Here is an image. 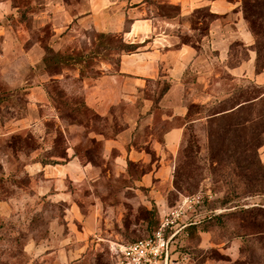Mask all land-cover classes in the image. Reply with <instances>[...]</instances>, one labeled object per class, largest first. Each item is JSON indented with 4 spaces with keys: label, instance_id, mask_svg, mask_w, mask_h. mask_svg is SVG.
Here are the masks:
<instances>
[{
    "label": "rangeland",
    "instance_id": "1",
    "mask_svg": "<svg viewBox=\"0 0 264 264\" xmlns=\"http://www.w3.org/2000/svg\"><path fill=\"white\" fill-rule=\"evenodd\" d=\"M64 1L69 0H60L61 7L51 11V0H0V13L9 14L8 23L14 28L22 23L29 29L28 47L39 43L41 46L33 52L36 59L42 56L39 63L21 61L11 65L7 76L0 68V90L44 83L55 96L56 110L43 123L19 131L26 138V147L37 145L38 151L48 156L59 155L68 146L83 161L92 159L95 167L76 183L66 180L68 187L62 188L71 193L68 202L51 203L47 199L46 208L41 209L36 202L46 190L43 187L50 183L42 174L33 175V155H6L8 135L4 133L16 126L2 128L0 264H117L115 247L152 235L166 215L170 218L167 233L178 230L174 248L188 252L192 264H264V71L260 75L255 72L254 45L240 44V29L234 24L241 16L237 14L240 7L230 18L220 17L216 30L209 34L211 17L204 19L207 14L203 8L205 4L221 7L220 2L226 0H186L187 5H204L189 16L191 23L193 15L196 21L201 16L204 22L192 23L201 30H183L180 37L182 41L199 42L202 63L196 66L202 70L201 78L206 75L211 82L198 81V75L189 71L186 102L202 106H194L185 119L186 135L178 151L166 152L165 172L160 177L148 174L142 181L145 170L152 167L156 172L162 165V135L169 122L161 117L158 95L146 91L139 94L136 103L118 101L121 79L110 83L107 77L98 78L116 69L119 54L127 52L126 42L118 33L73 28ZM40 11L42 17L34 27V13ZM165 11L174 13L177 8L170 6ZM228 47L230 62L226 58ZM237 63L242 67L233 75L229 67ZM196 66L194 70H198ZM85 80L99 82V91H94L92 97L105 104L101 108L107 119L98 118L82 106ZM241 86L247 96L262 97L241 110L234 108L222 118H211L214 109L233 104L229 96L238 95ZM147 97L157 100L153 116L142 113ZM6 98L1 109L4 121L36 112L28 104L27 93H8ZM111 103L115 107L107 110ZM132 118L138 119L141 126L134 132L133 143L145 146L148 152L142 159L126 163L116 158L125 147L123 141L122 146L104 145L95 130L112 133L114 125L124 127ZM239 120L245 122L241 128L235 125ZM222 124L231 129L229 135L224 136ZM240 137L242 148L237 149ZM237 157L241 163L235 161ZM249 160L254 162L253 170L243 167ZM5 168L12 170V178L3 175L8 173ZM145 182H152L154 193L149 192L150 185L145 188ZM57 193L53 196L56 200L65 197L61 191ZM144 216L148 217V231L142 222ZM51 228L56 229L53 237ZM65 235L72 238L69 255L62 248ZM40 244L38 249L50 248L34 251Z\"/></svg>",
    "mask_w": 264,
    "mask_h": 264
},
{
    "label": "crops",
    "instance_id": "2",
    "mask_svg": "<svg viewBox=\"0 0 264 264\" xmlns=\"http://www.w3.org/2000/svg\"><path fill=\"white\" fill-rule=\"evenodd\" d=\"M185 2L186 0H71V2L69 0L67 2L64 1L62 4L66 16L73 22V28L92 29L101 33H118L126 43L137 46L134 51L120 53L116 69L107 73L104 72L103 76L98 78L100 80V78L105 79L107 77L110 83L112 81L116 83L118 79H121L123 84L121 90H119L120 98L118 101L123 99L136 103L139 100V94L146 91L150 94L161 95L158 103V106L161 107V117L162 119H167L169 122V127L165 129L162 135V165L159 166L156 172H154L152 167L145 170L141 177L142 181H144L143 177H146L148 174L152 176L155 173L157 177H160L167 167V154L178 151L180 144L185 138L187 126L185 119L188 113L185 96L189 84L186 82L187 70H193L198 75V81L203 79L211 82L210 77L206 75L201 78L200 74L202 70L199 67L197 68V66L201 67L202 63V53L197 47V45H200L199 42L194 43L192 40L182 41L180 37V32L183 30H195L192 27L193 25L189 16L195 9L204 5L195 4L194 6V2H190L187 5ZM60 4V0H51L50 10L55 11L58 6L61 7ZM205 5L208 7L210 13L217 16L210 22L209 34H213L216 30V22L220 17L226 16L230 18L231 15L236 14L237 8L240 7L237 14L241 16L237 17L234 24L238 30L240 29L241 42L247 46L254 44V36L248 29L239 0L220 2V6L223 8L214 4ZM170 6L177 8V11L174 13L166 12L165 9ZM8 15H5L2 11L0 13V68L5 72V76L8 75V69L13 64L20 63L21 61L35 64L42 61V56H38L39 59H36V54L33 52L34 48L41 45L34 43L33 46L29 45L30 47H28L30 39L29 29L22 23L19 24L17 29L14 28V26L8 23ZM34 17V27H36V24H39L38 19L42 17V11L39 13L35 12ZM54 26V34L56 35L58 26L56 23ZM229 51L228 47L226 53L228 60L230 57V54L228 55ZM253 54L255 63L256 51H253ZM195 66L198 70L193 69ZM241 67L242 65L239 63L231 68L229 67V70L233 75H236L235 73ZM165 83L168 84V87L162 92ZM150 85H153L152 88H150ZM99 86V82H96V80L91 83L85 80L84 99L90 108L102 113L105 104H101L100 101H96L92 97L96 93L94 91H99ZM208 86L209 84L205 87ZM20 87H24L27 93L28 104L33 105L36 112H26L13 116L9 121H4L3 123L0 121V136L3 135L2 128H9L10 125H14L16 128L4 133L8 136L12 133H19L22 129L39 125L50 118L52 111L56 110L44 83L38 82L30 87L21 84ZM156 104L157 102L154 99L145 98L142 107L144 112L142 113H149V116H153V107ZM112 107H115L113 103L109 105L107 110L112 109ZM139 127H141L140 121L132 118L126 122L125 126L115 136L107 137L100 134L102 136L100 140L103 141L104 145L108 143L113 145V147L117 145L122 146L121 143L123 141L125 147L123 146L121 153L117 154L116 158L124 159L126 163L140 160L148 150L145 146L137 147L133 143L135 139L134 132L139 130ZM157 142H160V140H157ZM68 148L67 146L65 151L70 159L65 164L44 165L39 161H35V158L43 153L38 151V148L32 153L26 154L34 156L33 163L35 164V170L33 175L42 174L47 179V183H50L43 187L46 190L39 194L40 198L36 202V206H41V209L46 208L45 203L47 199L51 203L55 201L68 202L69 194L71 193L64 192V188H62L65 185L68 187L66 180L76 183L86 178L87 174L95 167L91 161H83L80 156L72 154ZM6 155L10 157L9 153H6ZM5 170L9 172L11 169L5 168ZM59 185L61 188H59ZM143 185L145 188H148L152 185V182L150 184H146L145 182ZM132 187H136V185ZM151 188L149 192L154 193L155 186H151ZM58 191H61V194L65 195V197L59 198L61 200L53 198V196L58 195ZM145 206L146 208L148 207L147 204ZM142 222H147L144 217ZM50 231V237L55 236L54 232L56 229L51 228ZM63 238L62 248L65 249V254L69 255V251L72 249L70 245L72 244V238L69 235H65ZM38 246L41 247L42 245H35L34 251L46 252L50 248L47 246L44 250H41L38 249Z\"/></svg>",
    "mask_w": 264,
    "mask_h": 264
},
{
    "label": "trees",
    "instance_id": "3",
    "mask_svg": "<svg viewBox=\"0 0 264 264\" xmlns=\"http://www.w3.org/2000/svg\"><path fill=\"white\" fill-rule=\"evenodd\" d=\"M204 8H203V10H206V14H207V17H204V19L207 18V20H208L211 17L209 19V23H208V25H210V22L217 16L210 13L207 6ZM241 8L243 10L244 19L248 25V29L251 31V33L254 36V44H253L254 48L253 49L256 51V60H255L256 73L261 74L264 71V0H242ZM201 9H202V7L195 9L193 11V14L195 15V13L196 12L198 13L199 10H201ZM194 15H193V22H192L193 24L200 25L204 22L203 18L201 16H200V18H197V21H196L194 19ZM8 17H9V15H8ZM0 23H1V21H0ZM197 29L201 30V28H197ZM197 29L195 28V30H197ZM194 43H196V42H194ZM233 43H235V41ZM233 43H232V45H233ZM240 44L244 45V43L241 41H240ZM126 47H127V52L134 51L137 48V46L135 44H128V43H126ZM197 47L200 51V47L198 45H197ZM229 62H230V57H229ZM236 65H238V63ZM188 74H189V71L187 70V75ZM45 87L49 93V96L51 97L52 103L54 104V102H56L55 96H53L52 92H50V89H48V87L46 85H45ZM167 87H168V84L165 83L164 87L162 89V92H164L165 89H167ZM17 91L20 93H26L24 90V87H20V88H16V89H12L10 87H5V90H0V121L2 123L4 122V120H3L4 118L2 117L1 109H2L5 101H7L6 96L8 95V93H15ZM237 94L238 95L232 94L229 96V97H231L229 100L233 101V104L229 108H222L221 107V108L214 109V111L212 113H210L211 118H213V117L218 118L219 116H220V118H222L223 115L228 114V113H232L236 109L241 110L246 105H250L254 102H257L260 99V97H262V94H264V93H262L258 96H254V97L249 96V95L247 96L246 89L243 86H241L239 89V92ZM160 97H161V95L158 96V99ZM185 98H186V96H185ZM155 102H157V100H155ZM198 105L202 106V104H197L195 102L187 103V107H188L187 117H189L192 108L194 106H198ZM82 106L87 108V109H90L98 118H104V119L108 118L107 116H103L102 113L96 112L94 109L90 108L86 104L84 97L82 99ZM234 108H236V109H234ZM244 124H245L244 121L239 120V121H237V124H235V125L237 126V128H241ZM221 127L224 131V136L226 134L229 135V132L231 129L226 128L225 125H223V124ZM121 128L122 127L114 125L112 133H108L104 130H95V132L98 134H103V135L109 137V136H115L121 130ZM186 128H187V126H186ZM241 141H242V138L238 142L237 149L242 148V146L240 144ZM258 143H261V142L258 141ZM5 146H6V148H8L7 153L11 154L14 157H18V158L22 153L29 154L38 148L37 145L34 146L33 148L26 147V138L24 136H22L20 133H12L11 135H9L5 140ZM221 155H222V153H221ZM256 155H257V150H256ZM61 159H63V160H61ZM69 159L70 158L68 157L66 151L64 150V152H62L59 155L58 154L57 155L56 154H50L47 156V155L41 153L35 158V161H39L44 165H48V164L57 165V164H65L68 162ZM89 161L92 162V159H89ZM233 161H234V156H232V162ZM235 161H237L239 163L242 162V160L238 157ZM253 164H254L253 160H249L246 162V164L243 165V167H246V169L253 170ZM0 170L2 172L4 171V168L2 167V165H0ZM254 172L257 173V171H254ZM3 175L7 178H9L10 176L12 178L13 172H12V170H10L7 174H3ZM144 218L147 221L145 229L148 231V227H147L148 217L144 216ZM159 224H160V219H158V221H157V227L159 226ZM153 231L154 230H152V232Z\"/></svg>",
    "mask_w": 264,
    "mask_h": 264
},
{
    "label": "built area",
    "instance_id": "4",
    "mask_svg": "<svg viewBox=\"0 0 264 264\" xmlns=\"http://www.w3.org/2000/svg\"><path fill=\"white\" fill-rule=\"evenodd\" d=\"M178 215H180L179 212ZM169 224L170 218L166 215L151 236L131 243L118 244L115 247L117 264H192L188 252L174 248L178 230L168 234Z\"/></svg>",
    "mask_w": 264,
    "mask_h": 264
}]
</instances>
